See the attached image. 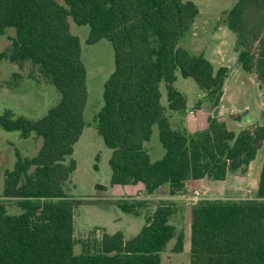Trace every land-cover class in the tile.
<instances>
[{
    "label": "trees",
    "instance_id": "trees-1",
    "mask_svg": "<svg viewBox=\"0 0 264 264\" xmlns=\"http://www.w3.org/2000/svg\"><path fill=\"white\" fill-rule=\"evenodd\" d=\"M198 13L191 0H0V35L15 29L11 59L38 65L60 94L40 118L14 116L8 109L0 115L5 131L42 138L36 154L16 152L12 169L5 171L1 195L15 200L21 211L8 213L0 202V264H160L175 234L169 222L174 203L161 200L134 236L103 233L92 251H73L75 203L65 189L76 167L73 146L85 126L87 73L69 18L89 26L87 43L107 39L113 48L114 69L96 114L97 132L111 149V185L140 182L147 194L167 187L174 196L185 191L188 180H224L264 149L262 124L234 130L208 116L206 126L191 133L171 120L169 112L182 113L187 104L174 86L177 73L192 78L215 108L230 71L216 67L203 52L178 45ZM223 14L236 36L237 66L264 88V0H237ZM155 125L165 151L151 161L145 143ZM147 202L133 198L117 206L137 215L136 207ZM190 213V264H264V152L256 197L203 198ZM181 249L179 236L174 251Z\"/></svg>",
    "mask_w": 264,
    "mask_h": 264
},
{
    "label": "rangeland",
    "instance_id": "rangeland-1",
    "mask_svg": "<svg viewBox=\"0 0 264 264\" xmlns=\"http://www.w3.org/2000/svg\"><path fill=\"white\" fill-rule=\"evenodd\" d=\"M191 1L197 5L199 13L189 31L179 39L178 45L192 52H203L216 67L231 65V68H235L237 66L234 49L236 36L223 21V13L229 10L237 0ZM259 18L255 19L258 21ZM69 26L70 31L79 38L81 59L87 73V100L83 112L85 126L73 146L70 158L75 161L76 167L65 189L75 203L73 227L76 244L73 251L79 254L92 251L103 233L121 231L125 238L134 236L161 200L135 198L139 201H148L136 207L137 215L123 212L118 208V201L133 199L123 198L131 197L128 195L132 192L131 186L110 184L111 170L108 160L111 149L104 145L96 129V114L103 104V85L114 69L113 48L107 39H101L92 44L87 43L88 25L75 24L69 18ZM14 36L13 27L6 28L0 35V115L8 109L14 116L21 115L29 119H37L44 116L51 106L59 102L60 94L55 86L41 74L38 65L30 60L11 59L10 38ZM218 51L223 53L224 57H221ZM229 77L227 85L232 84L234 78L251 79L252 76L236 67L235 72ZM253 78L259 89L264 92L256 76ZM174 86L186 95L187 104L184 112L169 113L185 118V126H189L193 120L186 112L193 110L196 116L200 114L199 103L204 99L206 91L201 89L192 78H184L179 73ZM249 87L253 88L255 84L249 83ZM160 90L161 104L166 107L167 97L163 83L160 84ZM237 128L233 126L234 130ZM41 144L42 138L34 133L23 138L18 131H5L0 126V202L4 203L8 213L18 214L21 210L15 200H6L1 195L5 171L12 169L16 152H19L21 156L30 157L36 154ZM145 148L151 161L160 159L164 154L165 150L159 140L156 125L152 128V134L145 143ZM163 194L167 195V191L164 190ZM187 195H190V191ZM202 197L206 198V195L203 194ZM171 201L174 203V212L169 222L174 226L175 234L161 252L160 264H190V207L193 200L180 197ZM179 236H182V249L174 251Z\"/></svg>",
    "mask_w": 264,
    "mask_h": 264
},
{
    "label": "crops",
    "instance_id": "crops-1",
    "mask_svg": "<svg viewBox=\"0 0 264 264\" xmlns=\"http://www.w3.org/2000/svg\"><path fill=\"white\" fill-rule=\"evenodd\" d=\"M218 54L224 57V54H221L220 51H218ZM212 60L214 61L215 59ZM227 67L231 68L232 66L227 65ZM236 67L238 66H235V68ZM235 68H231L229 71L224 81L220 102L215 108H211L203 99L199 103V106H201L199 110L200 114L196 116L195 119H192L193 121L189 126H185V118L181 116L178 117V114H171V120L176 123H181V125L191 133L203 129L206 126V119L208 116H215L224 121L226 126L230 129H233V126L239 128L256 124L264 125V92L259 89L253 78L255 75L252 73H249L252 76L251 79L246 77L234 78L232 84L227 85L230 78L229 75L235 72ZM248 81L250 84H255V87H249ZM186 114H188V111ZM259 152H261V155H259ZM263 152L264 149L262 147L257 151L255 159L245 169L227 174L224 180H210L208 178L188 180L185 184V191L174 196H170L168 192L167 195L163 194L164 190L167 191V187H160L153 193L147 194L144 185L139 182L137 184L124 185L131 186L132 192L128 194L131 197L123 198L176 200L182 195H187L192 189L201 190L206 195V198H254L256 197Z\"/></svg>",
    "mask_w": 264,
    "mask_h": 264
},
{
    "label": "built area",
    "instance_id": "built-area-1",
    "mask_svg": "<svg viewBox=\"0 0 264 264\" xmlns=\"http://www.w3.org/2000/svg\"><path fill=\"white\" fill-rule=\"evenodd\" d=\"M188 117H190L191 119H195L196 112L193 110H189ZM203 194L204 193L199 189H192L190 190V195H182L181 198L185 200H193V203H195L196 201L205 198V197H202Z\"/></svg>",
    "mask_w": 264,
    "mask_h": 264
}]
</instances>
